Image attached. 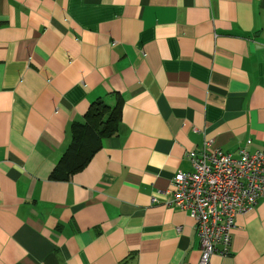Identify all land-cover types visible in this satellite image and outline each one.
<instances>
[{"label":"crops","instance_id":"obj_1","mask_svg":"<svg viewBox=\"0 0 264 264\" xmlns=\"http://www.w3.org/2000/svg\"><path fill=\"white\" fill-rule=\"evenodd\" d=\"M97 99L116 133L55 179ZM205 143L264 152V0H0V264H198L170 190ZM234 226L208 264H264V196Z\"/></svg>","mask_w":264,"mask_h":264},{"label":"built area","instance_id":"obj_2","mask_svg":"<svg viewBox=\"0 0 264 264\" xmlns=\"http://www.w3.org/2000/svg\"><path fill=\"white\" fill-rule=\"evenodd\" d=\"M186 158L192 170L174 175L171 204L194 221L198 264H208L212 255H229L236 217L252 211L264 196V152L242 148L234 157L205 143Z\"/></svg>","mask_w":264,"mask_h":264},{"label":"trees","instance_id":"obj_3","mask_svg":"<svg viewBox=\"0 0 264 264\" xmlns=\"http://www.w3.org/2000/svg\"><path fill=\"white\" fill-rule=\"evenodd\" d=\"M119 120V103L113 107L102 99L91 103L85 115V123L73 125V139L59 161L55 179L67 180L83 169L100 149L101 140L116 133Z\"/></svg>","mask_w":264,"mask_h":264}]
</instances>
